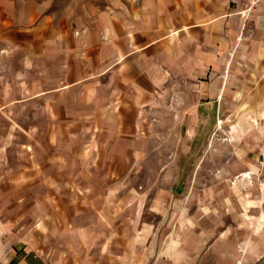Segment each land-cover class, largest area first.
I'll use <instances>...</instances> for the list:
<instances>
[{"label": "crops", "instance_id": "obj_1", "mask_svg": "<svg viewBox=\"0 0 264 264\" xmlns=\"http://www.w3.org/2000/svg\"><path fill=\"white\" fill-rule=\"evenodd\" d=\"M54 2L0 0V264H264L256 197L224 215L184 136L263 114L264 0Z\"/></svg>", "mask_w": 264, "mask_h": 264}, {"label": "rangeland", "instance_id": "obj_2", "mask_svg": "<svg viewBox=\"0 0 264 264\" xmlns=\"http://www.w3.org/2000/svg\"><path fill=\"white\" fill-rule=\"evenodd\" d=\"M103 3L104 0H56V4L54 2L52 7L67 12H79L86 7L100 8ZM154 121L158 133L150 134L153 142H180L183 140L181 134L167 133L168 126L165 118L154 119ZM245 121L246 119H222V122L215 126L210 119H204L200 123L203 125L200 132L184 134L192 142L198 143L196 145L198 148L192 150L189 155L192 160L200 156L212 159V163L205 168L203 181L196 183V186L209 191L222 192L221 202L224 207V215L231 213L230 206L241 205L240 200L236 198V192L241 193L242 190L252 191L251 195L254 196L253 198L256 197L252 203L259 205L261 211H264V112L251 119L248 126H243L242 134L237 133L234 122L240 127L241 122ZM177 125L179 124L176 123L175 126ZM214 128L217 130H213ZM213 144L218 145L217 150ZM164 152L167 153V151ZM168 152L171 153V151ZM214 152L217 154L215 161L213 160ZM193 168L194 165L175 167L174 177H171L170 183H173L172 180H174L176 187L184 184L183 188H187L188 183L184 179ZM148 172L160 174L162 167H149ZM191 186H194L193 182ZM206 201L210 204L214 198H207ZM226 204L228 207H225Z\"/></svg>", "mask_w": 264, "mask_h": 264}]
</instances>
